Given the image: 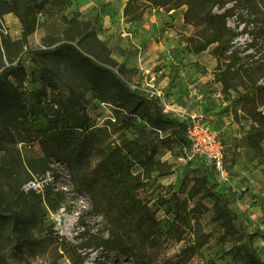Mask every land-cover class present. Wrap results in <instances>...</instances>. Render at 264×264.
I'll return each mask as SVG.
<instances>
[{"label":"rangeland","instance_id":"rangeland-1","mask_svg":"<svg viewBox=\"0 0 264 264\" xmlns=\"http://www.w3.org/2000/svg\"><path fill=\"white\" fill-rule=\"evenodd\" d=\"M27 1L18 0L19 15ZM129 1L32 0L31 32L26 42L22 39L20 17L0 3V73L16 65L27 51L62 50L67 44L118 73L148 103L144 119L133 118L117 102L96 96L64 55L36 60L26 55L28 77L22 89L27 93L40 89L38 72L47 67L59 75L64 85L77 90L95 127L104 131L105 146L126 144L147 155L144 162L134 157L133 170L145 182L151 204L174 193L185 197L195 184L199 189L204 178L209 187L225 195L228 207L238 217L235 228L227 232L215 218L214 200L202 199L206 208L198 215L196 228L207 235L208 242L191 264H245L235 244L248 238L264 260V0H223L227 3L224 9L229 10L228 25L235 30L236 38L222 58L214 54L216 45L195 55L189 53L190 39L197 30L184 21L187 6L153 7L149 0H139L138 10L126 13ZM165 76L168 84L158 85V79ZM180 77L190 81L196 98L211 99L214 105L212 109L192 111L183 106L184 109L201 113L211 127L227 121L238 124L231 126V133L225 137L219 132L226 152L225 178L185 151L186 135L179 125L182 118L163 104V100L175 101L167 88L179 83ZM155 89L163 93L162 99L153 96ZM215 108L214 115L220 119L210 123L205 112ZM154 110L174 123L157 126ZM20 139L15 132L0 139V204L6 212L21 215L23 222L22 229L11 239H0V252L7 256V262L137 264L119 248L103 246L111 226L93 208L74 173L64 163L48 158L40 142L25 143ZM97 161L96 156L91 158L85 175ZM200 196L201 193L194 197L190 209ZM163 214L162 208L158 216ZM191 239L196 236L188 234L181 245ZM125 242L130 243L127 237Z\"/></svg>","mask_w":264,"mask_h":264},{"label":"trees","instance_id":"trees-1","mask_svg":"<svg viewBox=\"0 0 264 264\" xmlns=\"http://www.w3.org/2000/svg\"><path fill=\"white\" fill-rule=\"evenodd\" d=\"M31 2H25L19 15L18 0L0 1L5 10L20 17L24 42L31 32ZM149 4L170 9L188 7L184 21L197 30L190 39V54L201 53L216 45L214 54L222 58L231 50L236 33L228 25L229 10L224 9L227 3L223 0H149ZM138 5L139 0H130L126 13L131 9L137 11ZM220 9L224 12L219 13ZM55 54L64 55L69 60L75 71L88 81L96 96L117 102L131 117L144 119L149 105L118 73L97 64L72 44H67L62 50L27 51L16 65L8 66L0 73V139H6L7 134L15 132L22 142H40L48 158L64 163L74 173L77 184L89 196L93 208L111 226L103 246L119 248L121 254L131 257L137 264H191L208 242L207 235L196 228L198 215L206 208L202 199L214 200L216 220L232 233L238 217L228 207L225 195L209 187L206 178L200 181L199 189L195 184L185 197L174 193L151 204L145 182L133 170L134 157L144 162L147 155L126 144L105 146L104 131L95 127L83 96L64 85L54 70L47 67L39 69L40 89L31 93L22 89L28 77L25 56L31 55L32 60H36ZM48 90L51 91L50 96ZM154 115L157 126L174 123L157 110H154ZM179 125L185 134L184 124ZM94 156L97 157V164L85 175L84 171L89 168ZM199 193L201 196L190 209L189 204ZM162 208L164 214L158 216ZM22 227L21 215L6 212L0 204V239H11ZM188 234H193L196 239L181 245ZM126 237L129 244L125 242ZM235 246L245 264H264L249 238ZM173 249L177 250L168 255ZM18 250L22 251L20 247ZM0 264H9L7 256L1 252Z\"/></svg>","mask_w":264,"mask_h":264},{"label":"built area","instance_id":"built-area-1","mask_svg":"<svg viewBox=\"0 0 264 264\" xmlns=\"http://www.w3.org/2000/svg\"><path fill=\"white\" fill-rule=\"evenodd\" d=\"M152 94L160 99L164 96L156 89ZM163 104L167 110L176 112L182 118L187 141L185 151L208 163L220 178H225L227 176L225 146L217 131L209 126L201 113L178 109L164 100Z\"/></svg>","mask_w":264,"mask_h":264},{"label":"crops","instance_id":"crops-1","mask_svg":"<svg viewBox=\"0 0 264 264\" xmlns=\"http://www.w3.org/2000/svg\"><path fill=\"white\" fill-rule=\"evenodd\" d=\"M200 77L201 76H199V78ZM196 78H198V77H196ZM167 80H168V77H166V76L159 78L158 79V85H163V86L167 85L168 84ZM178 80H179L178 81L179 83L174 82L172 84H169V86L167 88L168 91H170L169 93L173 94L172 97L175 100L174 101L175 103L170 100V104H172L173 106H175L178 109H183V110H186L183 108V106L188 107V108L192 109V111L199 110V109L202 110L203 107H205V108L208 107L209 109L214 108V105L211 103V99H207V100L203 101V100H201V98H199V99L196 98V96H197L195 94L196 90L193 89L192 85L189 84L190 81L189 82L186 80L184 81V79H182L181 77ZM202 81H203V78L199 79V81L195 84H197V86H199V85H201L200 82H202ZM184 82H188V84L187 83L185 84ZM180 84H182V86H180ZM174 87H177V88H174ZM216 109L217 108H215L211 112H209V110L206 109L205 113L208 116V121H210V123L219 122L220 116L214 115V113L217 112ZM210 113H213V115ZM216 125H217L216 128L214 126H212L214 128V130L217 131L218 135H219V132H222L224 134V137H225V134H228L229 132L231 133V126H236L238 124L234 123L233 125H230L229 121H227V123L224 125H221V126H218L219 124H216Z\"/></svg>","mask_w":264,"mask_h":264}]
</instances>
